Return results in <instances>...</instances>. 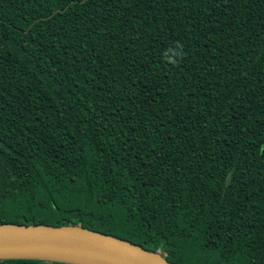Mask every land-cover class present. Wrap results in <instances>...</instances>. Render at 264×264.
<instances>
[{"label": "trees", "instance_id": "trees-1", "mask_svg": "<svg viewBox=\"0 0 264 264\" xmlns=\"http://www.w3.org/2000/svg\"><path fill=\"white\" fill-rule=\"evenodd\" d=\"M3 224L264 264V0H0Z\"/></svg>", "mask_w": 264, "mask_h": 264}, {"label": "water", "instance_id": "water-1", "mask_svg": "<svg viewBox=\"0 0 264 264\" xmlns=\"http://www.w3.org/2000/svg\"><path fill=\"white\" fill-rule=\"evenodd\" d=\"M75 255L95 261L43 256ZM33 258L72 264H172L124 239L80 226L0 225V259Z\"/></svg>", "mask_w": 264, "mask_h": 264}, {"label": "clouds", "instance_id": "clouds-1", "mask_svg": "<svg viewBox=\"0 0 264 264\" xmlns=\"http://www.w3.org/2000/svg\"><path fill=\"white\" fill-rule=\"evenodd\" d=\"M183 55V45L180 42H175L174 45L169 46L164 53V58L166 62L170 64H177L179 63V59Z\"/></svg>", "mask_w": 264, "mask_h": 264}, {"label": "bare ground", "instance_id": "bare-ground-1", "mask_svg": "<svg viewBox=\"0 0 264 264\" xmlns=\"http://www.w3.org/2000/svg\"><path fill=\"white\" fill-rule=\"evenodd\" d=\"M36 254H38V255H43V256H66V257H68L69 259H76V260H82V261H85V262H92V263H95V261H93V260H91V259L84 258V257H80V256H75V255H61V254L40 253V252H37ZM97 264H103V263H97Z\"/></svg>", "mask_w": 264, "mask_h": 264}]
</instances>
